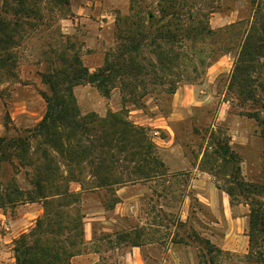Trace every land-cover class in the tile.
<instances>
[{
	"label": "rangeland",
	"instance_id": "1",
	"mask_svg": "<svg viewBox=\"0 0 264 264\" xmlns=\"http://www.w3.org/2000/svg\"><path fill=\"white\" fill-rule=\"evenodd\" d=\"M30 1L39 5L42 20L34 29L24 25L7 46L10 58L0 67V136L24 134L42 118L46 108L42 72L56 68L65 85L64 80L81 69V78L72 86L80 113L125 114L145 128L164 164V174L157 172L116 189L118 202L112 208L104 207L111 198L104 190L82 196L84 224L91 230L86 252L98 250L97 264H141L137 247L153 244L160 253L152 264H255L248 257L249 205L241 196L231 203L224 189L234 177L245 181L264 177L260 128L248 116L257 105L228 85L239 37L226 46L229 32L222 28L239 19L248 22L251 0H196L219 7L209 15V24L221 29L218 45L230 50L196 82H181L172 94L165 91L171 79L167 73L161 84L152 74L128 76L106 70L117 60L129 27L136 32L142 26H132V3L151 5L159 16L157 3L165 0ZM256 1L264 13V0ZM4 9L0 0V17L9 18ZM28 19L37 23L35 17ZM148 49L142 51L150 57ZM15 162L2 164L0 185L13 179L27 189V169L17 168ZM70 187L80 188L77 182ZM39 211L38 201L0 207V264L15 263L14 240L34 224ZM22 216L26 217L22 227L12 229ZM26 221L33 223L21 232ZM116 232L126 236L118 240Z\"/></svg>",
	"mask_w": 264,
	"mask_h": 264
},
{
	"label": "trees",
	"instance_id": "2",
	"mask_svg": "<svg viewBox=\"0 0 264 264\" xmlns=\"http://www.w3.org/2000/svg\"><path fill=\"white\" fill-rule=\"evenodd\" d=\"M251 6L248 22L239 19L222 28L229 32L226 46L230 39L239 37L228 85L257 105L248 116L256 120L264 144V13L256 0H251ZM4 7L10 17H0V67L10 58L7 46L14 35L23 31L24 25L36 28L42 20L39 5L33 1L4 0ZM150 7L132 3V26H142L136 32L129 27L123 37L126 42L107 71L120 70L128 76L152 74L161 84L167 73L171 79L165 91L172 94L179 83L196 82L230 50L218 45L221 29L215 30L209 24V15L219 7L203 6L196 0H165L164 4L157 3L159 16ZM33 17L37 23L28 19ZM146 46L150 57L142 51ZM55 71L41 73L46 85L42 118L24 134L0 136V168L5 162L14 165L15 159L17 168L27 169L30 183L27 189L18 187L13 179L1 184L0 207L36 201L42 204V213L34 224L14 240V264H70L73 256L87 253L86 213L81 205L84 194L104 190L111 196L104 207L112 208L118 202L116 189L165 171L145 128L125 114L80 113L72 86L81 78V69L66 78L65 85ZM131 86L134 90L135 85ZM71 182H77L80 188L71 189ZM224 189L231 203L241 196L249 205L248 257L255 264H264V177L260 181L234 177ZM115 235L118 240L126 236L125 232ZM132 245L138 243L133 241Z\"/></svg>",
	"mask_w": 264,
	"mask_h": 264
},
{
	"label": "crops",
	"instance_id": "3",
	"mask_svg": "<svg viewBox=\"0 0 264 264\" xmlns=\"http://www.w3.org/2000/svg\"><path fill=\"white\" fill-rule=\"evenodd\" d=\"M40 212L41 211H39L38 214H40ZM25 216H22L18 220H15L11 228L13 229V226L22 227V225L20 224H22V222L26 220ZM26 222L28 223V225L23 230H21V232L27 230L28 227H30L33 223L32 221H26ZM84 238L85 240L91 239V230L88 229L85 226V224H84ZM137 251L138 253H140L138 256H139V260L141 264H146V263L152 264V262L155 261L154 255L158 256L160 253L159 249L155 247V245L153 244L141 245L137 247ZM97 261H98V254L96 252L91 251V252L73 256L70 260V264H95Z\"/></svg>",
	"mask_w": 264,
	"mask_h": 264
},
{
	"label": "water",
	"instance_id": "4",
	"mask_svg": "<svg viewBox=\"0 0 264 264\" xmlns=\"http://www.w3.org/2000/svg\"><path fill=\"white\" fill-rule=\"evenodd\" d=\"M89 79H90V81H92V80H94V79H96V78H94V77H90ZM20 254H22V252H20Z\"/></svg>",
	"mask_w": 264,
	"mask_h": 264
}]
</instances>
